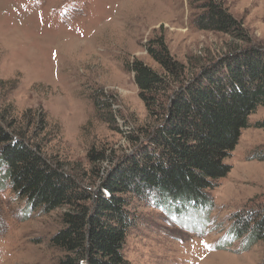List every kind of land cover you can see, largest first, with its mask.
<instances>
[{"label": "rangeland", "instance_id": "obj_1", "mask_svg": "<svg viewBox=\"0 0 264 264\" xmlns=\"http://www.w3.org/2000/svg\"><path fill=\"white\" fill-rule=\"evenodd\" d=\"M208 1L0 0V112L16 117L51 159L83 171L95 149L108 156L100 163L107 169L154 128L128 66L138 59L161 70L149 52L155 40H165L189 78L234 50H264V0H217L248 39L202 28ZM250 123L226 159L230 172L209 190L208 227L198 220L189 229L134 200L138 223L123 250L130 264H264V240L247 251L239 241L216 247L234 212L264 203V107ZM25 205L9 184L0 186V264H59L50 239L64 209L44 214Z\"/></svg>", "mask_w": 264, "mask_h": 264}, {"label": "trees", "instance_id": "obj_2", "mask_svg": "<svg viewBox=\"0 0 264 264\" xmlns=\"http://www.w3.org/2000/svg\"><path fill=\"white\" fill-rule=\"evenodd\" d=\"M206 7L202 28L248 39L217 0ZM149 52L161 70L138 59L128 67L154 128L146 142L107 169L100 163L108 156L95 149L83 171L80 164L51 159L16 117L0 112V186L9 184L29 212L64 209L62 227L50 239L62 253L59 264H130L123 250L138 223L135 199L153 203L189 229L198 220L208 227L215 207L209 190L230 172L226 159L251 115L264 107L263 49L234 50L190 78L163 38ZM259 156L264 159V151ZM231 220L217 249L239 241L247 251L264 240V203L234 212Z\"/></svg>", "mask_w": 264, "mask_h": 264}]
</instances>
